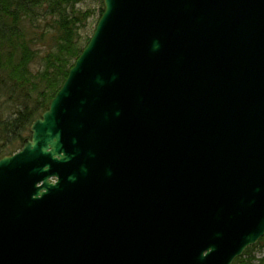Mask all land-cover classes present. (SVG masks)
Masks as SVG:
<instances>
[{"label":"water","instance_id":"water-1","mask_svg":"<svg viewBox=\"0 0 264 264\" xmlns=\"http://www.w3.org/2000/svg\"><path fill=\"white\" fill-rule=\"evenodd\" d=\"M103 3L0 159V264H234L264 237V0Z\"/></svg>","mask_w":264,"mask_h":264},{"label":"trees","instance_id":"trees-1","mask_svg":"<svg viewBox=\"0 0 264 264\" xmlns=\"http://www.w3.org/2000/svg\"><path fill=\"white\" fill-rule=\"evenodd\" d=\"M100 1L101 17L104 5ZM80 3L81 0H0V100L4 95L27 99V104L17 106L8 118L0 116V159L18 152L31 137L33 122L48 110L88 45L91 38L81 44L80 31L93 12L76 11ZM39 58L43 64L36 69ZM258 247L264 250V237L234 264H251V254Z\"/></svg>","mask_w":264,"mask_h":264},{"label":"rangeland","instance_id":"rangeland-1","mask_svg":"<svg viewBox=\"0 0 264 264\" xmlns=\"http://www.w3.org/2000/svg\"><path fill=\"white\" fill-rule=\"evenodd\" d=\"M102 8V2L100 0H81V3L78 5L76 11H88L91 10L93 12V16L89 19L87 26L80 31V43L85 44L89 38L92 37L96 30L97 23L99 21V15ZM43 64V60L41 58L38 59L35 67L36 69L41 68ZM6 99V100H5ZM8 95H4L0 100V116L3 118H8L17 110V106L20 104L26 105L27 99L24 97H14L13 99H17L16 102L9 100ZM19 100V101H18ZM6 102V104H5ZM251 256L254 258L251 264H264V250L260 247L255 249ZM248 258V256L246 257Z\"/></svg>","mask_w":264,"mask_h":264},{"label":"clouds","instance_id":"clouds-1","mask_svg":"<svg viewBox=\"0 0 264 264\" xmlns=\"http://www.w3.org/2000/svg\"><path fill=\"white\" fill-rule=\"evenodd\" d=\"M155 47H157V48H158V47H159V45H158V44H156V45H155Z\"/></svg>","mask_w":264,"mask_h":264}]
</instances>
